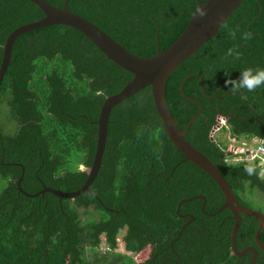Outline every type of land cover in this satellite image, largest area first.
I'll use <instances>...</instances> for the list:
<instances>
[{"label": "trees", "instance_id": "1", "mask_svg": "<svg viewBox=\"0 0 264 264\" xmlns=\"http://www.w3.org/2000/svg\"><path fill=\"white\" fill-rule=\"evenodd\" d=\"M47 1L63 8L67 0ZM197 8L198 0L69 3L71 12L144 59L171 47ZM44 17L28 0H0V71L9 37ZM248 68L264 69V0H246L218 37L175 71L166 94L184 131L201 108L181 92L192 76L184 92L203 110L187 139L219 168L240 205L253 210L244 197L248 191L264 194L262 160L242 150L234 154L213 134L219 118L226 117L223 129L231 141L250 149L248 142L255 139L254 151L264 147V85L234 91L225 83ZM132 79L74 28L51 26L17 40L0 87V264H251L252 253L240 258L233 252L232 211L211 216L226 204L221 188L199 167L183 162L157 113L151 87L112 111L102 169L91 187L94 196L30 198L19 190L23 175L22 188L31 195L44 186L66 193L82 189L89 175L81 167L94 164L102 107ZM5 105L10 119H3ZM246 164L256 166L257 173L249 176ZM195 197L200 198L181 205ZM191 215L195 220L189 223ZM242 218L238 249L255 247L256 264H264L257 242L260 220ZM103 238L109 256L100 252ZM259 240L264 246V229Z\"/></svg>", "mask_w": 264, "mask_h": 264}, {"label": "water", "instance_id": "2", "mask_svg": "<svg viewBox=\"0 0 264 264\" xmlns=\"http://www.w3.org/2000/svg\"><path fill=\"white\" fill-rule=\"evenodd\" d=\"M28 1L37 5L42 10L45 17L36 23L19 28L9 37L4 49V59L0 71V86L2 85L11 65L12 53L17 40L24 34L51 26H68L78 30L95 44L109 60L131 73L134 76V79L130 81L120 93L108 98L103 105L99 120L98 149L95 161L93 167L88 172L89 178L82 189L76 192L66 193L61 190L45 187L44 190L36 195H31L25 192L22 188V181L24 179L23 175L18 184L19 190L25 196L30 198L39 197L47 193L55 194L60 199L67 200H75L84 194L94 196L91 187L96 181L102 168L110 130L112 111L116 106L151 87L157 112L165 125L169 139L185 156L183 162H191L207 173L221 188L225 196V206L218 213L211 216L222 213L226 209L232 211L235 220L232 236L233 252L240 258L252 253L253 260L251 264H256L259 256L258 250L255 247H249L244 251H239L238 236L243 223L242 214L253 215L260 220L257 242L258 245L264 249L263 244L259 240L260 232L264 228V215L258 211H253L241 206L235 196L233 187L228 183L219 168L207 156L196 149L187 139L191 126L203 110L201 102L187 97L184 92L185 84L192 76L187 78L182 84L181 92L185 98L197 102L201 108L199 113L192 119L184 131L179 128L171 113L166 94L167 83L175 71H177V69L188 59L195 56L208 42L218 37V34L225 23L246 0H207L205 3L202 0H198L197 9L206 8L207 15L201 18L197 15L196 11L183 35L166 51L159 52L151 59H144L133 55L97 25L84 17L71 12L69 9V3L71 0H67L63 8H57L47 0ZM198 198L200 197L184 200L181 205ZM201 198L206 200L205 197ZM202 210L203 212H206V202ZM189 217L191 218L189 223L195 220L194 216Z\"/></svg>", "mask_w": 264, "mask_h": 264}, {"label": "clouds", "instance_id": "3", "mask_svg": "<svg viewBox=\"0 0 264 264\" xmlns=\"http://www.w3.org/2000/svg\"><path fill=\"white\" fill-rule=\"evenodd\" d=\"M197 15L201 18L205 17L207 15V9L206 8H199L197 9ZM236 33L233 32L232 36L235 37ZM251 34H245V38H250ZM229 54L231 55V50L229 51ZM131 74V73H130ZM134 79V76H133ZM132 79V80H133ZM131 80V81H132ZM226 84L231 85V88H233L234 91H238L240 89H247L248 91H252L254 89H256L257 87L264 85V69H257V70H253L252 68H248L245 69L244 71L240 72V77L238 79H228L225 81ZM246 98V97H245ZM103 108V107H102ZM158 113V112H157ZM101 114V113H100ZM159 115V114H158ZM162 120V119H161ZM163 122V121H162ZM218 125L214 128L213 130V134H217L215 133L217 129H221V127H225L227 124V118L226 117H220L219 121H218ZM164 124V123H163ZM222 125V126H221ZM165 127V125H164ZM222 127V128H223ZM222 130V129H221ZM221 130L219 132H221ZM166 131V128H165ZM167 134V132H166ZM168 136V135H167ZM171 141V140H170ZM107 143H108V139H107ZM173 144V143H172ZM174 145V144H173ZM107 148V146H106ZM259 148L257 151H254L252 149H243L242 152H244L247 156H250L252 160H256V159H260L262 160L261 163L264 164V155L259 154L258 153ZM106 153V152H105ZM105 157V156H104ZM95 161V160H94ZM104 161V159H103ZM103 165V163H102ZM84 166L81 167V170L83 171H87L89 172V170L91 169H87L86 170L82 169ZM93 167V166H92ZM102 169V168H101ZM101 171V170H100ZM244 171L249 175H254L257 173V168L256 166H253L251 164H246L244 166ZM260 176H264V169H261L259 172ZM46 186H44L45 188ZM84 187V186H83ZM43 188V190H44ZM49 188V187H48ZM42 191V190H41ZM40 191V192H41ZM39 193V192H38ZM254 211V210H253ZM264 215V214H263ZM193 216V215H191ZM264 229V228H263ZM261 233V232H260ZM122 240V239H121ZM121 240L120 243H121ZM123 241V240H122ZM124 243V242H123ZM125 245V243H124ZM125 247V246H124ZM86 252V250H85Z\"/></svg>", "mask_w": 264, "mask_h": 264}, {"label": "rangeland", "instance_id": "4", "mask_svg": "<svg viewBox=\"0 0 264 264\" xmlns=\"http://www.w3.org/2000/svg\"><path fill=\"white\" fill-rule=\"evenodd\" d=\"M222 127H221L222 130L221 129H217L216 130L215 133H217V134H215V135L218 136L219 140L222 142V144L225 147L227 146L228 149H230V151L233 152L234 154H236V152H238L240 150L245 149V147L243 148L242 143L241 144H238V143H235V142L231 141L230 133L228 131H226L225 129H223ZM220 130H221V132H219ZM228 136H229V138H228ZM248 143L250 145V149H252V150H256L257 145L259 144V142L256 141L255 139H251V141H249ZM235 145H238V149L236 151L234 150V146ZM82 169L86 170L85 167H83ZM244 198L248 202H250L252 204V207H253V210L254 211L260 212V211H263L264 210V194H261L259 191L258 192H254V194H253L252 191H248L247 194H246V196ZM80 213L82 215L83 220L85 222H88L89 217L86 216L85 210L84 209L81 210ZM97 218H98V216H97ZM123 235H124V233L119 236L120 240L123 239ZM103 243L104 244L100 248V252L102 254H105V256H107L108 255L107 254L108 253V248L106 246V243H105V239L104 238H103ZM124 246L125 245H124L123 241L121 240L120 248L118 249L117 253L123 254L124 251H125V247ZM86 248H90V246L87 244L86 245ZM85 254H86V259L89 260V261H92L91 258L94 257V255L90 252L89 249H86Z\"/></svg>", "mask_w": 264, "mask_h": 264}, {"label": "crops", "instance_id": "5", "mask_svg": "<svg viewBox=\"0 0 264 264\" xmlns=\"http://www.w3.org/2000/svg\"><path fill=\"white\" fill-rule=\"evenodd\" d=\"M8 73V72H7ZM6 77V76H5ZM1 87V86H0ZM10 119V115H9V112H8V107L7 105H5L4 107V115H3V119Z\"/></svg>", "mask_w": 264, "mask_h": 264}, {"label": "built area", "instance_id": "6", "mask_svg": "<svg viewBox=\"0 0 264 264\" xmlns=\"http://www.w3.org/2000/svg\"><path fill=\"white\" fill-rule=\"evenodd\" d=\"M258 153L264 155V147H260Z\"/></svg>", "mask_w": 264, "mask_h": 264}]
</instances>
